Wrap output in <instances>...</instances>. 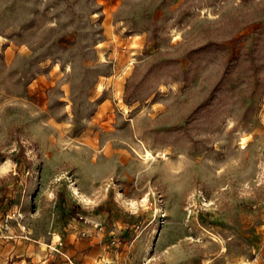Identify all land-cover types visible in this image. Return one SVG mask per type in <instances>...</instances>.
<instances>
[{
    "label": "rangeland",
    "instance_id": "rangeland-1",
    "mask_svg": "<svg viewBox=\"0 0 264 264\" xmlns=\"http://www.w3.org/2000/svg\"><path fill=\"white\" fill-rule=\"evenodd\" d=\"M248 260L264 0H0V264Z\"/></svg>",
    "mask_w": 264,
    "mask_h": 264
},
{
    "label": "built area",
    "instance_id": "built-area-1",
    "mask_svg": "<svg viewBox=\"0 0 264 264\" xmlns=\"http://www.w3.org/2000/svg\"><path fill=\"white\" fill-rule=\"evenodd\" d=\"M240 264H252L250 260L245 261V262H241Z\"/></svg>",
    "mask_w": 264,
    "mask_h": 264
},
{
    "label": "bare ground",
    "instance_id": "bare-ground-1",
    "mask_svg": "<svg viewBox=\"0 0 264 264\" xmlns=\"http://www.w3.org/2000/svg\"><path fill=\"white\" fill-rule=\"evenodd\" d=\"M146 154H147V156H153L149 151H146ZM147 158V157H146ZM79 194V193H78ZM76 196H77V194H76ZM85 199V198H84ZM83 199V200H84Z\"/></svg>",
    "mask_w": 264,
    "mask_h": 264
}]
</instances>
